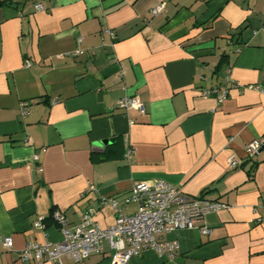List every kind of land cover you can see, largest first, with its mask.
<instances>
[{
  "label": "crops",
  "instance_id": "1",
  "mask_svg": "<svg viewBox=\"0 0 264 264\" xmlns=\"http://www.w3.org/2000/svg\"><path fill=\"white\" fill-rule=\"evenodd\" d=\"M226 84L223 101L202 95ZM126 97L145 113L119 107ZM261 139L264 0H0V264H37L21 259L28 244L62 240L53 210L73 227L92 208L108 228L109 200L132 215L134 184L158 180L227 208L170 233L173 258L128 264H264V149L246 151ZM112 255L104 242L63 264Z\"/></svg>",
  "mask_w": 264,
  "mask_h": 264
},
{
  "label": "built area",
  "instance_id": "2",
  "mask_svg": "<svg viewBox=\"0 0 264 264\" xmlns=\"http://www.w3.org/2000/svg\"><path fill=\"white\" fill-rule=\"evenodd\" d=\"M101 1V0H99ZM36 11H43L41 3L35 5ZM164 8L159 4L151 10V16H156ZM82 42L78 39V44ZM78 49L73 56L83 54ZM31 63L28 64L30 66ZM249 89H258L249 86ZM203 96L217 95L223 101L228 95V85H223L211 90L202 91ZM119 107L129 110L134 109L144 114L145 105L136 97H126L119 101ZM27 109L24 110V114ZM264 146V139L252 142L247 147L249 156L257 155ZM232 169L239 167L235 155L229 160ZM127 202L137 204V211L132 215H125L115 200H109V205L116 212L115 223L102 228L95 221V211L88 208L81 221L69 227L67 220L61 212H53V220L61 228L62 240L57 243H31L20 253L23 261H34L37 264H63L65 257L79 263L91 255L102 251L103 243L109 244L113 250L111 264H128L133 258L140 257L146 250L157 252L161 256L173 258L179 249L177 241L169 240L167 236L177 230H192L206 215L227 208L221 202L210 200L206 197L191 199L183 191L162 180L155 182L140 181L134 184ZM256 222L264 224V214L256 218ZM36 226L44 229L42 220ZM204 235L210 234L207 227L200 228ZM2 245L8 250L13 247L10 237L2 239Z\"/></svg>",
  "mask_w": 264,
  "mask_h": 264
},
{
  "label": "water",
  "instance_id": "3",
  "mask_svg": "<svg viewBox=\"0 0 264 264\" xmlns=\"http://www.w3.org/2000/svg\"><path fill=\"white\" fill-rule=\"evenodd\" d=\"M116 142V139L106 140L102 142L103 146H106L108 144H114ZM264 149V146L260 149V152Z\"/></svg>",
  "mask_w": 264,
  "mask_h": 264
},
{
  "label": "trees",
  "instance_id": "4",
  "mask_svg": "<svg viewBox=\"0 0 264 264\" xmlns=\"http://www.w3.org/2000/svg\"><path fill=\"white\" fill-rule=\"evenodd\" d=\"M53 212H54V210L52 211V213H51V215H50V219H51V221L54 222V220H53Z\"/></svg>",
  "mask_w": 264,
  "mask_h": 264
}]
</instances>
